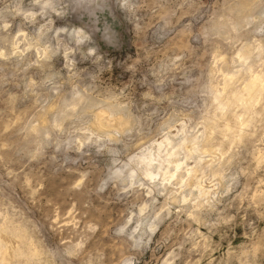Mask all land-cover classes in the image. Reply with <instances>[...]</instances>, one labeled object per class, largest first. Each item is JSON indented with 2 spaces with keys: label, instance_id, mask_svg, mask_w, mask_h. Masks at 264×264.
<instances>
[{
  "label": "clouds",
  "instance_id": "1",
  "mask_svg": "<svg viewBox=\"0 0 264 264\" xmlns=\"http://www.w3.org/2000/svg\"><path fill=\"white\" fill-rule=\"evenodd\" d=\"M0 264H264V0H0Z\"/></svg>",
  "mask_w": 264,
  "mask_h": 264
}]
</instances>
